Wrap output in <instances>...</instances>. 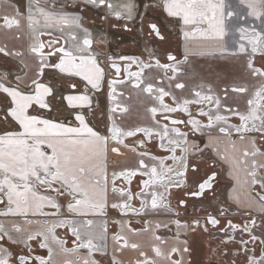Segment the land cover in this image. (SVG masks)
Returning <instances> with one entry per match:
<instances>
[{"label":"snow or ice","instance_id":"snow-or-ice-1","mask_svg":"<svg viewBox=\"0 0 264 264\" xmlns=\"http://www.w3.org/2000/svg\"><path fill=\"white\" fill-rule=\"evenodd\" d=\"M84 3L86 6L106 7L109 10L114 8L108 0H84ZM240 3L245 4L249 9L247 15L261 20V24L264 26V0H240ZM33 7L43 17L44 23L42 25L40 20L34 15ZM123 7L127 9L130 18L132 5H124ZM156 9L162 10L168 18L174 19L185 38L199 34L205 40L219 42L222 46L226 45L225 38L229 35L227 21L237 15L234 11L229 10L225 0H147L144 4L141 25L149 30L150 35L154 34L160 40L164 39L161 33V23L156 16L152 15V12ZM27 11L28 26L33 30L34 42L30 46V53L35 64L33 74L28 79H22L18 76L14 85L4 82L7 79L6 75L0 78V93L7 98L3 119L15 122L22 129V131L14 130L0 133V174H3V179L0 180V204L5 205V210L0 211V216H28L30 213L32 215H47L48 213L42 212L45 202L48 206L57 210V212L51 213V215H56L61 205L56 202L55 197H63L65 195L71 197L67 205L69 212L80 216H87L90 213H103L107 208V159L109 151L116 155H122L121 146L128 147L124 142V138L133 137L140 132L150 137L152 132L148 128L136 127L125 130L117 126V114L128 112L126 106L122 107L120 103L116 102L117 86L124 84L125 81L116 78L105 79L104 68L96 57L88 54V49L93 44L91 33L88 29H83L85 35L82 43L79 42L77 35L69 34L68 38L76 42L73 45V50H68L63 45L57 46L60 44L58 39H50L47 43L39 39V37L44 35L52 36V32L45 31L46 29H58L63 33L65 26L68 25H75L77 28H81L82 17L56 15L45 11L39 6L38 0H36L34 5L30 3L27 6ZM13 13L12 16L4 14L0 17L2 19L0 28L12 29L14 26H20L23 13L18 8H14ZM115 14L117 16L120 15L119 12ZM235 31L238 35L234 33L233 44L236 50L232 54H246L248 56L246 68L249 75L258 78L260 81L253 91L250 92L246 84H233L230 87H225L222 95H215L210 86L207 89V94H202L204 86L200 85L201 90L195 91L193 98L183 100L182 104L177 102L176 97H173L175 105L173 107L164 104V97L169 96L170 93L160 87L155 89L158 93L155 98L160 102V107L164 111H182L187 114V121L174 119L172 120L173 125H191L193 133L203 131L205 128L213 129L218 127L220 133L228 136H231L234 129L235 132L240 134L241 141L247 138L249 147L243 149L242 158L238 159L234 156L221 154L218 149L216 150V156L218 160L229 164L230 175L237 185L246 187L249 190L259 187L261 192H264V150H262V146H264V66H255L253 59L255 53H259L264 57V27L260 31H257L254 27L251 30L239 27ZM249 45L251 46V52L248 51ZM46 48L49 50L45 51ZM0 53L6 56L22 55V53H10L6 46L0 47ZM52 57H56V60L52 61ZM109 59L112 61L110 67L115 69V74L118 77L121 71L120 66L111 57ZM119 59L130 60L133 58L121 56ZM168 60L176 61V57L170 54ZM156 63L164 69H171L173 73L177 71L175 65H160L159 60ZM143 67H151V65L145 64ZM46 69H54L66 78L79 77L86 82L84 91L75 93L77 84L69 79L68 87L73 90V94L62 97L67 102V108L73 110L71 114L74 116V121L77 122L75 126L57 123L52 119L43 118L39 114L40 110L51 111V104L48 98L54 94L53 87L42 82ZM128 75L135 76L137 83H135L134 87L141 88V84L144 83L141 79L142 69L141 72H129ZM105 84L108 88L107 97L113 103L112 106L108 107L106 113L101 112V119L105 128V131L101 132L86 117L89 114L93 117L96 116L90 93L100 92ZM175 87L183 89L185 85L177 83ZM141 90L151 97L154 92V86L152 83H148ZM230 93L242 96L246 104L244 111H241L239 107L234 108L231 105H226V101L232 99ZM119 95L122 96L123 93L121 92ZM222 100L225 101V104H222ZM192 104L213 106L209 107L207 111H205L203 106L197 109L199 116L207 118L206 124H202L200 120L192 116L188 107ZM222 108L229 115H221ZM149 111L155 115L158 109L157 107H152ZM230 116L238 117L240 124H229ZM165 119H168V117L165 116ZM173 131L183 141V146H180V140H169L170 144L180 146L181 155L179 157L172 156L174 163L179 166V171H174L171 167L167 169L168 172H173L176 179L171 184L164 185L162 192L159 190L151 192L150 205L148 199L145 198L141 201V209H147L149 206L153 210L159 209L161 202L167 199L165 193L168 196L171 195L172 187L187 189L183 195L188 198L207 199L206 192H212V199H216L213 185L217 177L215 169L218 161L209 157L208 160L192 162L197 153L203 154L204 149H201L195 142L190 144L187 133L180 132L179 129H173ZM168 134L169 130L165 125L161 139L167 137ZM245 134L252 135H247L246 137ZM214 142V137L209 133V141L205 147H212ZM110 144L112 145L111 147ZM139 144L142 146L144 141H139ZM43 145L51 149V154L42 150ZM232 147L235 149V142H232ZM132 150L135 151V148ZM167 150L175 152V148ZM143 155H146V153H141V156ZM249 157H251L250 162ZM257 157L261 159L258 160ZM138 165L139 168L137 170H146L148 168L144 159H140ZM201 165L205 167L202 169ZM137 170L121 171L120 173L113 171V185L118 176L130 178L136 175ZM189 170L194 174L203 171L204 174L189 185L187 180ZM241 171L244 172L243 180L240 177ZM142 174L150 176L149 180L143 181L145 187L152 183L153 178L159 177L155 166L151 168L150 173ZM37 186H44L45 191L53 193L54 197L38 195L35 190ZM113 191H116L115 187H113ZM261 192H258L257 195L261 201H264V195ZM121 193L123 194V190H121ZM139 195H145L143 190ZM132 199L133 195L129 192L126 200L131 201ZM233 201L239 207L241 201L238 195L233 198ZM187 203V199H180L178 207L186 208ZM163 206L170 209V203ZM111 207L126 212L132 206L130 203L125 202L122 205L113 203ZM229 207L230 205L227 202L218 206L215 209L216 215L205 211L203 224L200 218H195L191 223L186 222L184 224H181L179 219L175 220L174 223L178 229L176 239L179 242V246L170 248L166 257L169 260V264H185L184 254L190 255L191 253L189 241L179 240V230L181 228L192 232L200 228L203 232L208 233V226L218 228L221 224V218L225 220V225L218 228V230L226 236H228L229 230L247 233L249 240L252 242L260 240V244L264 245V239L254 235L252 232V229L258 226L256 219L250 218L243 225L233 223L231 219L227 218ZM261 211H264V205H262ZM176 214L179 215V213ZM65 224L70 227L76 241H79L78 247L89 249L90 255L93 251L106 254L103 248L94 243L93 237L82 238L80 230L75 227L71 220L61 221L59 224L52 225L48 232H54L56 227L64 226ZM91 224V220L85 221V226L90 227ZM260 227L264 228V224L260 225ZM12 229L17 233L22 231L16 224L12 225ZM38 236L43 237L40 247H48L46 243L48 237L44 233L37 232L27 235L24 243L25 247L29 248V253L18 254L15 258L16 264H35V261H38L39 264H50V261H46L43 257H31L30 242L37 239ZM5 237L14 244L20 242L13 239L5 226L0 224V241H3ZM100 239H103V237H100ZM113 239L117 243L123 241L121 247H129L124 237L116 235ZM156 239L159 240L160 237H156ZM233 239V236H228V240ZM249 240L241 239L240 241L244 246L242 250L245 255V264H264V248L257 255L255 249L247 247ZM222 243H227V240H222ZM130 247L138 249L139 245L132 243ZM153 251L157 257L164 255L159 247L154 248ZM48 252L49 257H51L52 249L49 248ZM175 254H179L180 259L173 260L171 257ZM235 254L238 255L239 252ZM224 255H227V252ZM140 256L144 257V259L138 260L137 264H155V261L147 258L146 253L140 252ZM0 264H12V253L2 246H0ZM83 264H98V261L84 260ZM112 264H117V261L113 259ZM188 264H191V262L189 261ZM233 264H235V261H233Z\"/></svg>","mask_w":264,"mask_h":264},{"label":"crops","instance_id":"crops-1","mask_svg":"<svg viewBox=\"0 0 264 264\" xmlns=\"http://www.w3.org/2000/svg\"><path fill=\"white\" fill-rule=\"evenodd\" d=\"M39 6L43 8L45 11L52 12L56 15H67L69 17H82L81 28H77L75 25H68L65 26L63 33H61L58 29H46L45 31H51L52 36L44 35L39 37V39L45 42L47 39H58L60 41V45H63L68 50H73V45L76 43L69 39V34H75L79 38V42L82 43L84 38V31L83 29L86 28L91 33V38L93 40L92 47L88 49V54L92 55L97 58L100 65L105 70V79H107V65L105 62V57L103 56V52L110 51L109 47H112L113 43L109 42L107 36L104 32H100L97 28H103L102 18H106L108 16V12H117L118 10L127 11L124 8V5H121V0H118V5L116 4L115 0H108L114 8L109 10L106 7H96L93 5H85L84 0H38ZM35 4L36 0H0V17L4 14H8L12 16L13 9L18 8L21 13H23V18L21 20V24L19 27H13L12 29H3L0 28V47H5L10 53H22L21 56L17 55H4L0 53V78L7 76V79L4 81L6 84H15L16 78L19 76L22 79H28L33 74V70L35 68L34 59L32 54L30 53V46L32 45L33 41V30L29 28L28 21H27V6L29 4ZM226 5L229 6V10L234 11L237 15H234L230 18V25L228 24V28L231 31H235L239 27H245L244 24V16L248 13L249 9L246 7L245 4L240 3V0H225ZM34 15L37 19L40 20L41 25L44 23L43 17L36 12L35 7L32 9ZM133 12V13H132ZM132 15L134 16V9L132 7ZM90 16V17H89ZM228 20V21H229ZM232 21L236 23L235 26L232 27ZM0 23H2V19H0ZM260 20H258L257 30L260 31L261 28L259 27ZM141 33H144V37L146 36L145 29L142 30ZM138 39L141 38L138 36ZM146 41L149 45L152 44V40L146 36ZM182 39H184V45L180 49V55L186 59L184 60L185 67L182 68L181 72L179 73V83L182 81H187L189 86V80H194L199 77V71L203 69L201 65H198L200 61L204 57H212L210 59H218L213 56H200L199 54L203 51L205 46L203 45L202 41L197 39H192L191 36L185 38L182 34ZM232 41L226 40V45L222 46L220 43H211L212 47H221L224 50L222 54V58L227 57L228 52L235 51L234 46L231 44ZM46 43V42H45ZM112 44V45H111ZM113 49V47L111 48ZM49 49H45L48 51ZM145 51V50H144ZM248 51L251 52L250 45L248 46ZM59 55V54H58ZM187 57V58H186ZM237 60L240 62L246 63L247 61H242L239 59L238 55L236 56ZM52 61L56 60V57L51 58ZM197 65L198 68H196ZM264 66V57H260L259 61L256 63V66ZM147 68V67H146ZM164 73L163 70L159 66H154L148 69L143 75L144 83L141 84V88H136L134 85H125L123 88L126 92H129L130 96L126 99H121V104L125 105L128 108V112L126 113H118V119L120 120V125L123 128H136L140 127L143 128L148 125V123L153 122L154 116L153 113L149 111V107L155 105L156 101L153 97L149 96L147 93L143 92L141 89L146 87L148 83H152L154 86V91L163 83L160 82L161 77H163ZM213 76V74H210ZM249 80L247 81H240V82H229L230 85L233 84H246L249 87L250 92L254 90L255 87L259 85V79L256 77H252L248 75ZM142 78V77H141ZM69 79L71 82L77 84V88L75 89V93H81L84 91V82L79 77H72L66 78L63 74H60L58 71L54 69H46L45 75L43 77L44 83L50 84V86L54 89V94L52 97H49L48 100L51 104V111L48 110H40V114L45 113L47 114L50 112L49 119L57 123H63L69 126H75L77 122L74 120L69 122V118H72V111L71 109L67 108V102L62 99L63 96L68 94H73V90L69 89L68 83ZM211 85V83H209ZM90 87V86H89ZM229 87V85H228ZM215 92L219 93L215 88ZM181 96L184 94L182 89H178L177 91ZM220 94V93H219ZM92 106L93 109L96 111V116L87 115V119L90 121L92 125L101 131L104 132L105 128L104 125L100 126L102 122L101 119V112L103 109L99 106V101L102 100L103 92H96L92 94ZM216 95V94H215ZM232 99L228 100V104L232 105L234 101L238 98L236 96L230 95ZM183 97V96H182ZM243 99V98H242ZM62 100V101H61ZM240 101V100H238ZM244 105L239 108L241 111H244L246 108L245 100ZM62 102V103H61ZM7 105V98L4 94L0 93V133L5 131H22L15 122L5 121L3 119V112ZM87 111V110H85ZM55 114H54V113ZM53 115V118H51ZM118 120V121H119ZM231 124V123H230ZM233 125V124H231ZM252 135V134H245ZM212 136L214 137V144L212 147L204 148L206 150H211V157L214 160H217L218 169V176H219V188L217 193L220 194V199L218 200V205H215L214 201L212 204L216 209L218 206H221L227 202L230 205L228 210L229 219L239 221V224L243 225L244 223L248 222L250 218H255L257 221V227L252 229H257L259 233L264 231V228L260 227V225L264 224V211H261L262 205H264V201L259 199L257 195L258 192H261L259 187H255L251 190L247 189L246 187H242L237 185L236 181L230 175V166L229 164L225 163L222 160H218L216 156V150L218 149L221 154H227L229 156H234L236 158H242V151L243 149L249 147L247 138L243 141L240 140V134L233 135V130L231 136L225 134H219L216 129L213 131ZM209 137L205 145L208 143ZM193 142V141H192ZM232 142H235V149L232 147ZM196 143V142H195ZM259 144V140H258ZM42 150L51 154V149L47 148L46 145L42 146ZM262 150H264V146H262ZM128 151V150H126ZM128 156H118L114 153H108L109 156L113 157L112 165L108 172V180L110 182L113 181L112 173L116 171L120 173L121 171H125L128 169H133L138 167V161L136 160L138 155H135L132 152H129ZM249 162L251 157L248 158ZM260 160V157H257ZM147 162H152L149 159H146ZM154 163V162H153ZM158 164V162H155ZM120 177V176H118ZM241 180L244 179V172H240ZM3 179V174H0V180ZM15 179V178H14ZM38 195L45 196V197H54V195H49L48 192L45 191L44 186H37L35 189ZM155 191V190H154ZM118 191H113V188L109 186L107 182V208L104 210L103 213H95L89 214L87 216H80L79 220L76 224V227L80 230L81 235L87 239L88 236L93 238L103 237V239L108 243L111 251L117 257V259L122 264H137L132 260L137 258L139 260L144 259V257L140 256V252H144L147 254V257H150L156 261V264H169V260L166 258L169 250L173 246H179V243H176L171 236L165 232L164 226L166 224L167 217L165 212L159 208L156 210L151 209L149 206L146 210L147 218L150 220L148 227H145L143 224L144 219H126L122 217L121 220V227L116 228L113 224H110L107 219H111L112 213L114 208L111 207L113 203L123 204V201L126 198V194L123 196L120 195ZM263 195L264 192H261ZM239 196L240 198V205L239 207L234 203L233 198L235 196ZM56 199V198H55ZM56 202L57 199H56ZM150 205V203H149ZM203 205H199L198 203L194 206H191L188 210L192 215H198L202 213ZM206 207V205H204ZM51 207L47 205L45 202L44 207L42 208V212L48 213L47 215H32L31 213L28 216H0V224H3L5 228L9 231L10 235L13 239L20 241L16 246H12L13 251L16 249H20L22 252H26L28 247H25L24 241L26 240L27 235L35 234L37 232L44 233L48 239L46 241L48 247H41L48 251L49 248L52 249V255L49 257L50 264H83L84 260H95L92 252L91 255L89 254V249L85 250H77L74 251L66 250L63 246V242L59 237L56 235L55 230L54 232H48V229L57 224V219L54 215H51ZM5 210V205L0 204V211ZM111 215V216H110ZM110 216V217H109ZM198 217V216H197ZM239 218V220H238ZM91 220V226H85V221ZM131 221V222H130ZM16 224L19 226L22 231L20 233L15 232L12 229V225ZM159 225V227H157ZM223 226H219L221 228ZM218 228L213 229L208 233L203 232V230H196L192 232L190 230H186L187 240L189 241V247L191 249V253L184 254L185 264H188L190 261L191 264H245V255L243 252V245L236 241V240H228V238H224L220 235H212V233L217 230ZM106 229V231H105ZM118 233V234H116ZM162 235V240H157V234ZM258 233V234H259ZM124 237L129 247H121L123 241L117 243L114 241L113 236L116 235ZM262 234V233H261ZM256 235V234H254ZM260 237V235H256ZM40 237V236H38ZM55 237V239H53ZM41 241H43V237H40ZM246 240L248 234L246 235ZM261 238V237H260ZM262 239V238H261ZM222 240H227V243H222ZM249 240V239H248ZM11 241L5 237L3 241H0V246L6 248L9 252L12 253L10 250ZM132 243H136L139 245L138 249H132L130 245ZM31 244V242H30ZM262 246L260 244V240L252 242L249 240L247 247L249 249H255L256 254L259 255ZM159 247L161 252L164 255L157 257L155 252L153 251L154 248ZM64 249V250H62ZM227 252V255L224 253ZM239 252L238 255L235 253ZM49 253V252H48ZM251 254V253H249ZM13 258V253H12ZM173 260L180 259L179 254H175L171 257ZM96 261V260H95ZM99 264V263H98Z\"/></svg>","mask_w":264,"mask_h":264},{"label":"flooded vegetation","instance_id":"flooded-vegetation-1","mask_svg":"<svg viewBox=\"0 0 264 264\" xmlns=\"http://www.w3.org/2000/svg\"><path fill=\"white\" fill-rule=\"evenodd\" d=\"M160 9H156L152 12L153 16H156L157 18L159 16H161L164 20L165 23H169L172 24L173 23V27H169L167 24V30L164 29V24L161 25V33L164 36L163 40H160L159 38H157L154 34L150 35L149 34V30L146 27H142V25H138L135 26L134 25V16H132V18L128 16L127 13H125L123 10H118L117 12L120 13L119 16H117L115 13V11L113 12H108V16L106 18H102V24L103 25V32L104 34L107 36V39L109 42H112L113 45V49H111L110 51L103 52V56L105 57V62L107 65V70H108V74H107V79L106 80H111L113 78L116 79H121L124 80L125 83L122 85H118L117 86V96H116V102L120 103V97L121 99H126L129 98V92H126V90L123 88L126 84L127 85H135V83H137V78L135 76H129L128 73H136V72H141L142 69V75H141V79H143V75L145 76V73L148 69H150L151 67L154 66H158L156 61L159 60L160 65H164V64H169V65H175L177 68V71L175 73H173V71H171V69H164L162 67H160L163 70V77H161L160 82L163 83L160 85V87H163L165 89V91H168L170 93L169 96L164 97V104H167L169 106H175L173 103V97H176L177 102L181 103L183 102V100L185 99H192L193 98V93L195 91L201 90L200 89V85H203V92L202 94H207V89L210 86L213 90V93L216 95H221L219 93H216L215 90V86L213 83H211V85L209 83H199V79L194 81V80H189V86L186 87L188 85L187 81H182L181 83H183L185 85V87L182 89V91L184 92V94H182V96L177 92L178 88L175 87V85L177 83H179V73L181 72L182 68L185 67V62L184 60H186L183 55H180V49H178V42L182 39V32L179 35V38L177 36V31L178 29L180 30L179 26L178 28L176 26H174V24L176 25L175 20L172 18H168L166 13H164L162 10H160V13L157 14L156 11H159ZM159 20V19H158ZM162 22V21H161ZM146 31V36L148 38H150L152 40V44L149 45L148 42L146 41V36L144 37V33H141L142 30ZM168 31V32H167ZM258 31V30H257ZM138 36L141 38V40L138 39ZM49 40L47 39L45 42L47 43ZM143 42H146L145 45H148L147 48L149 49H144L142 47ZM139 44L141 47H139ZM133 48H136L138 50V52H132L134 50H132ZM159 49V54H152L150 55L148 52H146V50H149L151 53H153L155 51V49ZM117 49H120V54L119 51ZM145 50V51H144ZM118 54V55H116ZM173 55L176 57V61H170L168 60V56L169 55ZM121 56H125V57H130L133 59L130 60H120L119 57ZM112 58L115 60V63H120L122 65V70L120 73V77H117L115 74V69L110 67L111 64V60L109 58ZM261 55L259 53H255L253 55V59L255 62V66L257 63L256 59H260ZM142 64V66L140 65ZM145 64H150L151 67H143ZM259 67V64L258 66ZM145 69V70H144ZM144 70V71H143ZM171 78V79H170ZM158 87V88H160ZM157 88V89H158ZM107 85L105 84L104 88L100 91L103 92V97L102 100L99 101V106L103 109V112H107V109L109 106H112V101H110L107 97ZM123 93V95H119V93ZM90 95H92L90 93ZM158 95V93L156 91L153 92V99H155L156 103L153 106H150L149 109H151L152 107H157L158 111L154 116L153 122L148 123L147 126L143 127V128H148L151 130L152 135L146 136L143 132L137 133L135 136L133 137H127L124 138V142L128 145V147H123L121 146V151L123 153L124 150H128V152H132L135 155H138L139 157H137V161H139L140 159H144L145 163L148 165V168L146 170H137L139 168V165L137 168H133V169H128L125 170L124 172H127L129 170H137L136 171V175L130 177V178H125V177H118L115 180V183L113 185V181L111 183V188L115 187L116 191H118L119 193H121V190H123V194L121 193L120 195L123 196L124 194H126V197L128 195V193L130 192L133 195V199L131 201H127L126 198L123 201V204L125 202L130 203L131 204V209L125 211H122L121 209H114L111 219H107L108 222L110 224H113V226H115L117 229L121 227V218L125 217L126 219H141L143 218V224L145 227H148L150 220L147 218V213L146 210L147 209H141V201L144 200L145 198L148 199V202L150 203L151 201V196L150 193L153 192L154 190L157 191H163V186L166 184H171L176 177L174 176L173 172H171L170 174L165 175V178H162L161 175H159L158 178H156L157 181V185L153 184V179H152V183H150L147 187L144 186L143 181L149 180L150 176L148 174H142V173H150L151 172V168L153 166H155L157 168V166L160 165V162L158 163L159 165L155 164L156 159H162L164 164H168L171 165L173 163L172 161V156L175 155L177 157H179L181 155L180 152V148H175V147H169L166 143L167 140L169 141L173 135H176V132L174 131L172 134H170L171 132H169L168 136L165 137L164 139H161V136L163 135V129L164 126L166 125L167 128H177L179 129L180 132H184L187 133V138L189 143L191 144L192 141L196 142L197 145H199V147L201 149H204L203 154L201 155L200 153H197L195 155V158L192 162H199L201 160H208L209 157H211V150H206L204 148L205 143L207 141V138L209 137V133L213 134V131L216 129V131L221 134L217 128H213V129H207L205 128L203 131H198L193 133L191 130V125H185V124H179V125H173L172 124V120L174 119H182L187 121L188 120V116L186 113L180 111V112H166L164 111L161 107H160V102L155 98ZM93 96V95H92ZM238 100H235L234 103H237ZM222 104H225V101L222 100ZM226 105L228 104V100L226 101ZM122 107H124L125 105L121 104ZM203 106L205 111L208 110L209 107H213L211 105H196V104H192L189 105V111L192 113V116L195 117L196 119L200 120V122L202 124H206L207 123V118L206 117H201L198 115L197 109L199 107ZM232 107H239V106H232ZM240 108V107H239ZM221 115H229L227 113V111L222 108ZM165 116L168 117V119H165ZM119 120V119H118ZM117 120V126L123 128L120 125V120ZM103 122V121H102ZM228 123L233 124V125H239L240 121L239 118L236 116H230ZM104 125V122L100 124V126ZM125 130L129 129V128H123ZM134 129V128H133ZM236 134H238L237 132H235V130L233 129V135L236 136ZM143 140L144 144L141 146L139 144V141ZM172 140V139H171ZM112 145L110 144V147ZM135 148V151H133L132 149ZM169 148H175V152H171L168 151L167 149ZM110 153H112L110 151ZM141 153H146V155L141 156ZM212 158V157H211ZM146 159H149L152 162H147ZM213 159V158H212ZM214 160V159H213ZM154 162V163H153ZM174 164V163H173ZM172 164V165H173ZM205 166L201 165V168L203 169ZM176 168V167H175ZM217 172V177H216V181L214 182L213 185V190L215 193V197L216 199H212V192H206V197L205 198H188L185 197L183 195L184 191H186L187 189L185 188H175L172 187L171 188V195L168 196L167 193H165V196L167 197V199L163 202H161V209L165 212V215L167 217L166 220V224L164 226L165 232L168 233L171 238L176 242L179 243L176 239V234H177V226L174 223L175 220L179 219L181 221V224L184 223H191V221L195 218H200L201 219V223H204V214L205 211L212 213L213 215H216L217 213L215 212L214 209H210L212 208L211 206L212 201H214L215 205H218V200L220 199V194L217 193L218 188H219V176H218V169H215ZM176 171H179V167H177ZM158 172V170H157ZM203 171L198 172V173H192L191 170H189L188 172V176H187V180H188V184L191 185L193 183L194 180H198L201 176H203ZM171 178V179H169ZM143 190L144 192V196L139 195V193H141V191ZM48 192V191H46ZM48 194L50 195H54L51 192H48ZM264 195V194H263ZM58 201V203L61 205L59 212L54 215L55 218L57 219V224H59L61 221H65V220H71L73 222V224L76 227V224L79 220V215H77L76 213H72L69 212L68 210V202L71 200L70 196H63V197H55ZM180 199H187L188 203L186 208L184 207H178V201ZM201 202H204V204H201ZM170 203V209L167 207H164V204H168ZM199 204V205H203L202 207V213L198 214V215H192L191 212H188V208H192L191 206H194L195 204ZM3 205V204H2ZM122 205V203H121ZM172 205V206H171ZM204 205H206V207H204ZM52 213L53 212H57L56 209H51ZM176 213H179V215H177ZM109 216V217H110ZM198 216V217H197ZM200 216V217H199ZM227 218L229 219V215H227ZM239 220V218H238ZM132 221V220H131ZM130 221V222H131ZM233 221V220H232ZM234 223V221H233ZM235 223H239V221L235 220ZM221 226L224 227L225 225V220L223 218H221ZM219 225V226H220ZM218 226V227H219ZM209 227V232L213 231V229L210 225ZM198 230L200 228H197ZM202 230V229H200ZM218 230V229H217ZM180 236H179V240H187V231L183 228H181L180 230ZM56 235L59 237V239H61L63 241V246L65 247L66 250H70V251H74L75 249L77 250H87V248H81L78 247L79 241H76V238L72 235L71 233V229L70 227L65 224L64 226H58L55 230ZM118 234V233H116ZM115 234V235H116ZM157 234V237H160V240H162V235ZM82 236V235H81ZM114 237V236H113ZM82 238H84L82 236ZM85 239V238H84ZM38 241V248H32V242L37 244ZM41 238L37 237V239L31 241L30 244V254L31 257L35 258V257H43L46 261L49 260V253L46 249L41 248L40 244H41ZM11 243L10 246V250L14 249L12 248V246H16L18 243ZM94 243L97 244L99 247L104 249V252L106 254H101V252H97V251H93L92 254L95 258L96 261H98L99 264H112V260L115 259L117 261V264H122L117 257L114 255V253L111 251L110 247L108 246V243L104 240L98 239V238H94ZM17 247V246H16ZM12 248V249H11ZM13 253V258H12V264H16V256L18 254H28L29 253V248H27L26 252H22L20 251V249L18 250H12ZM149 260H153L154 259L147 257ZM132 260L134 262L137 263V261L139 259L137 258H132ZM35 264H39L38 261H35ZM156 264V261H155Z\"/></svg>","mask_w":264,"mask_h":264},{"label":"rangeland","instance_id":"rangeland-1","mask_svg":"<svg viewBox=\"0 0 264 264\" xmlns=\"http://www.w3.org/2000/svg\"><path fill=\"white\" fill-rule=\"evenodd\" d=\"M115 2L118 5V0H115ZM146 2H147V0H121V2H120L121 5H132V7L134 9V25L135 26H138V25L141 24V17L144 14V4ZM156 12L158 14V13H160V10L156 11ZM125 13L128 14V11H126ZM128 16H129V14H128ZM158 19H159L161 25H163L165 23V20L161 16H159ZM258 20L259 19H256L253 16L245 14V16H244L245 28H248L249 30H251V28L254 27L256 29L257 26H258ZM174 23H176V21ZM232 23H233L232 27L236 25L235 22L232 21ZM166 24L169 27H171V28L173 27V23L172 24L165 23L164 24V29H166V30H167ZM228 24L230 25V20L227 21V25ZM259 24H260L259 25L260 28L264 27L261 24V20H260ZM174 26H176L178 28L177 23H176V25L174 24ZM97 29H99L100 32H103L102 28H97ZM234 33H235V35H238V33H236V31H233L232 29H231V31L229 30V35L225 38L227 41L228 40L232 41L231 44L233 46H234V44H233ZM180 34H181V31L178 29V31H177L178 38H179ZM191 38L192 39L194 38V39L202 41L203 45L205 46V48H203V51H201V53L199 54L200 56H213L215 58H218V59H210L212 57H204L200 61V63L198 65H201L203 67V69L201 71H199V77L196 79V80H198L200 78L199 79V83H202V84L213 83L215 88L217 89V91L222 95L223 89L225 87H228V85H229V87L231 86L229 84V82H240V81L249 80V77H248L249 73H248V70L246 68V63H244V62L242 63V62H240L239 60L236 59L237 58L236 56L238 55L239 59H241L242 61H247L248 56L246 54L233 55L232 51H229L228 54H227L228 56L225 57V58H222L223 57L222 54L224 53V50L221 47H212L211 46V43L216 44V43H219V42L212 41V40H205L199 34H196L195 36H191ZM145 44H146V42H143L142 47L144 49L145 48L149 49V48H147L148 45H145ZM183 45H184V40L180 39V41L178 42V49H181L183 47ZM139 47H141L140 44H139ZM109 48L111 50L112 47H109ZM250 49H251V46H250ZM117 50L119 51L118 54H120V49H117ZM132 50H134L132 52H136V51L138 52V50L136 48H133ZM234 50H236L235 46H234ZM146 52H148L150 55L159 54V49L156 48L153 53H151L149 50H146ZM118 54H116V55H118ZM140 65L142 66V64H140ZM194 66L196 68H198L197 65L194 64ZM210 74H213V76H211ZM230 95L236 96V98H238L236 100H240V101H237V103H232L231 106H235L236 105V106H239L241 108L244 105V101L242 99V96H238L237 94H232V93H230ZM242 95H244V94H242ZM33 114H35V113H33ZM40 115L43 118H48L49 119L50 112H48L47 114L42 113ZM51 118H53V115H51ZM69 119H70L69 122L74 120V116L72 115V118H69ZM173 129H177V128H169L168 127L169 132H171L170 134H172L174 132ZM171 139L172 140H180V146H183V141L181 140V138L177 134L176 135L172 134ZM166 144L169 147L180 148V146H177L175 144H170L168 140H167ZM121 153H122V151H121ZM128 154H130V153L128 151L124 150L122 155H120V156H122V157L123 156H128ZM155 159H156V162H158V163L160 162V165L157 164V165H159V166H157V170H158L159 175L162 176V178H165V175L171 173V172L167 171V169L169 167H171L174 171H176L177 167H179L176 163H174L173 160L172 161H173L174 164L172 163L173 165L172 164L168 165L167 163L164 164L162 159L161 160L157 159V158H155ZM112 160H113V157L108 155L107 169H109L111 167V165H112L111 161ZM109 180H108V183H109V186H110L112 182H110ZM157 181H159V180H156V178H153V184L154 185H157V183H158ZM201 204H204V202H201ZM211 207L215 208L214 205H212ZM189 209L190 208H188V210ZM236 224H239V223H236ZM252 232H253V234L260 235V237L262 239H264V234H261V233H264V231H261V233H259V231L257 229H255V230H252ZM212 235H220V236H222L224 238H228V236H233L234 237L233 240H236V241L240 242L241 239L246 240L245 237H246L247 233L232 232L231 230H229L228 231V236H226L223 232H220L219 230H215L212 233ZM248 239L249 238H247V240ZM262 248H263V246H262ZM243 263H245V261Z\"/></svg>","mask_w":264,"mask_h":264},{"label":"trees","instance_id":"trees-1","mask_svg":"<svg viewBox=\"0 0 264 264\" xmlns=\"http://www.w3.org/2000/svg\"><path fill=\"white\" fill-rule=\"evenodd\" d=\"M256 60H257V62L259 61L258 59H256ZM37 246H38V241H37V244L32 242V248H38Z\"/></svg>","mask_w":264,"mask_h":264},{"label":"water","instance_id":"water-1","mask_svg":"<svg viewBox=\"0 0 264 264\" xmlns=\"http://www.w3.org/2000/svg\"><path fill=\"white\" fill-rule=\"evenodd\" d=\"M117 64L120 66V69L122 70V65L120 63H117ZM120 73H121V71H120ZM118 77H120V75Z\"/></svg>","mask_w":264,"mask_h":264},{"label":"bare ground","instance_id":"bare-ground-1","mask_svg":"<svg viewBox=\"0 0 264 264\" xmlns=\"http://www.w3.org/2000/svg\"><path fill=\"white\" fill-rule=\"evenodd\" d=\"M172 206V205H171ZM200 217V216H199Z\"/></svg>","mask_w":264,"mask_h":264}]
</instances>
